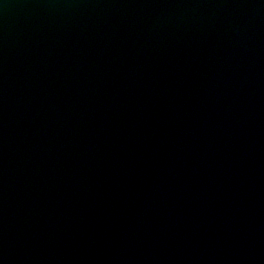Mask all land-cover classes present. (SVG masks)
<instances>
[{
    "label": "water",
    "instance_id": "1",
    "mask_svg": "<svg viewBox=\"0 0 264 264\" xmlns=\"http://www.w3.org/2000/svg\"><path fill=\"white\" fill-rule=\"evenodd\" d=\"M214 1L0 0V264H194L178 253L191 211L221 218L249 180L220 143L240 148L264 121V65L252 102L240 83L254 69L220 46L187 68ZM238 19L227 29L253 28ZM121 56L139 72L120 73Z\"/></svg>",
    "mask_w": 264,
    "mask_h": 264
}]
</instances>
